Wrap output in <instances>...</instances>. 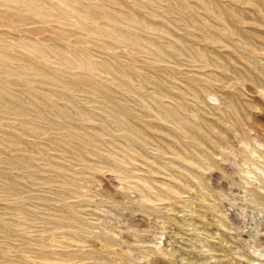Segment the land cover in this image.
Segmentation results:
<instances>
[{
	"label": "rangeland",
	"instance_id": "rangeland-1",
	"mask_svg": "<svg viewBox=\"0 0 264 264\" xmlns=\"http://www.w3.org/2000/svg\"><path fill=\"white\" fill-rule=\"evenodd\" d=\"M0 264H264V0H0Z\"/></svg>",
	"mask_w": 264,
	"mask_h": 264
}]
</instances>
